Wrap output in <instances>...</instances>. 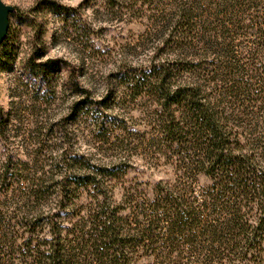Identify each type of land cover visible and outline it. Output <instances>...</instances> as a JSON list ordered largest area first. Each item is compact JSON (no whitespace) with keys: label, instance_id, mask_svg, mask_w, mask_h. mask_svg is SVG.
Masks as SVG:
<instances>
[{"label":"trees","instance_id":"obj_1","mask_svg":"<svg viewBox=\"0 0 264 264\" xmlns=\"http://www.w3.org/2000/svg\"><path fill=\"white\" fill-rule=\"evenodd\" d=\"M104 1L111 10L118 2ZM128 1L158 10L153 26L174 52L124 84L153 109L146 145L180 174L149 191L130 185L115 201L109 184L129 160L76 154L71 173L32 191L22 220L0 221V264H264V0ZM51 3L59 15L72 10ZM9 15L24 19L15 8ZM50 62L28 67L44 76ZM74 89L80 98L65 120L91 117L104 143L105 122L138 134L120 117L100 120L110 94ZM201 175L207 184H197Z\"/></svg>","mask_w":264,"mask_h":264},{"label":"rangeland","instance_id":"obj_2","mask_svg":"<svg viewBox=\"0 0 264 264\" xmlns=\"http://www.w3.org/2000/svg\"><path fill=\"white\" fill-rule=\"evenodd\" d=\"M2 1L25 20L9 15L7 36L0 45V221L22 220L32 191H45L52 180L71 173L76 154L93 156L100 163L129 160L125 175L109 184L115 201L130 185L149 191L157 182L174 181L180 174L175 162L145 143L152 107L138 102L141 96L128 97L124 84L134 68L163 64L174 56L153 26L158 10L128 0H118L112 10L104 0ZM51 2L72 10L59 15ZM28 61L41 68L51 61V68L44 76L34 75ZM76 83L94 100L110 94L106 106H100V120L120 117L138 134L126 137V131L105 122L104 143L96 137L91 117L65 120L80 98ZM207 183L206 177H198V185ZM87 201L84 193L77 200L80 206ZM152 261L142 257L136 264Z\"/></svg>","mask_w":264,"mask_h":264},{"label":"water","instance_id":"obj_3","mask_svg":"<svg viewBox=\"0 0 264 264\" xmlns=\"http://www.w3.org/2000/svg\"><path fill=\"white\" fill-rule=\"evenodd\" d=\"M14 10V7L0 0V45L5 39L9 28V14Z\"/></svg>","mask_w":264,"mask_h":264}]
</instances>
